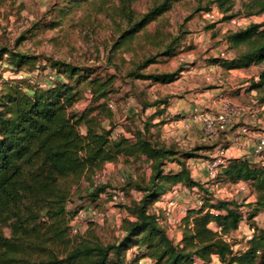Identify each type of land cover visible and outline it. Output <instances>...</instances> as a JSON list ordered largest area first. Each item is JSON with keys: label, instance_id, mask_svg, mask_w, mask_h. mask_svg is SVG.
I'll list each match as a JSON object with an SVG mask.
<instances>
[{"label": "trees", "instance_id": "obj_1", "mask_svg": "<svg viewBox=\"0 0 264 264\" xmlns=\"http://www.w3.org/2000/svg\"><path fill=\"white\" fill-rule=\"evenodd\" d=\"M69 8L85 5L97 13L118 19L114 49L134 52L132 43L148 24L159 22L174 4L182 0H149L146 11L136 15L132 4L139 0H69ZM210 0L197 11L216 9L220 21L258 17L264 14V0ZM184 32L163 33L159 28L145 32L143 38L153 54L139 61L130 75L150 77L155 82L169 83L174 73L145 76L140 74L157 57L175 56ZM231 58H209L208 63L225 70L244 69L264 63V22L249 23L224 34ZM7 55L14 69L34 58L3 47L0 61ZM111 66L116 68L114 63ZM55 74L45 87L24 80H4L0 84V264H264V227L254 222L264 212V164L247 158H229L213 179L218 184L247 183L254 199L246 206L236 200L218 199L207 187L194 180L187 161L195 158L192 150L166 145L150 131L164 121L167 98L141 105L157 107L141 128L127 129L113 138L102 119L111 120L113 113L106 102L113 76L104 80L88 75V70L61 61H50ZM249 91L255 101L264 104V71L251 81ZM169 98V96H168ZM84 101L86 107L73 106ZM161 121V122H160ZM84 128V132H81ZM156 132H158L156 130ZM201 148V147H200ZM119 160L125 165L145 162L150 170L146 181L135 177L123 182L119 190L127 197L140 194L125 206L128 215L121 221L120 236L102 240L92 223L77 234L72 221L84 205L73 206L74 189L81 182L89 188L81 198L94 204L102 195L111 200L110 186L95 185L93 179L107 163ZM168 165H171L169 167ZM175 166L173 168L172 166ZM177 187L202 191L197 204L188 207L180 220L178 242L168 236L163 210L151 208L172 196ZM248 234L233 240L241 223ZM214 225V227H211ZM8 230V234L4 233ZM240 244L239 248L235 245Z\"/></svg>", "mask_w": 264, "mask_h": 264}, {"label": "rangeland", "instance_id": "obj_2", "mask_svg": "<svg viewBox=\"0 0 264 264\" xmlns=\"http://www.w3.org/2000/svg\"><path fill=\"white\" fill-rule=\"evenodd\" d=\"M209 1L182 0L174 4L159 22L148 24L146 29L138 34V38L132 43L134 52H128L123 48L114 49L113 47L117 40L116 26L119 21L116 18L112 19L110 15L97 13L85 5L68 9L69 0H0V49L6 47L13 52L34 58L32 63L27 62L16 71L9 57L2 56L0 84L4 80H24L29 84L45 87L55 76L49 66L50 61H61L87 69L88 75L97 76L103 80L113 76L111 92L106 102L107 106L111 105L112 108L109 106L108 108L111 109L113 116L111 120L102 119L103 127L106 130L112 129L113 138L123 135L127 129L141 128L142 122L158 110L154 106L143 110L141 105L166 97L168 104L165 112L153 121L161 120L164 123L152 128L150 132L166 145L174 144L183 150L197 148L193 151L196 157L187 161L192 178L200 182L203 188L207 187L215 198L234 199L243 204L242 210L246 212L247 204L253 200V192L249 185L241 182L214 183V177L210 176L207 167L208 162L217 159L215 156L217 151L226 147L229 141L211 139V136L222 131H215L214 134L206 133L200 117L195 118V116L215 114L222 111L223 106L228 104L253 109L257 113L252 120H264L260 116L258 104L252 95L254 93H250L249 90L240 93L238 91L241 89L237 87L242 84L243 79L249 81L245 86L257 80L258 74L264 71V63L252 66L243 72L249 76V79L247 77L241 79L237 74L228 77L225 69L208 63L209 58L233 56L234 51L229 49L224 34L228 30L239 28L231 20L221 22L219 16L205 21L201 15L202 11L196 9L206 6ZM110 2L108 0V8H110ZM235 2L234 12L240 6L238 0ZM148 3L149 0L133 3L132 8L135 14L140 15L145 12ZM262 16L237 18L244 20L246 26L249 23H263L264 14ZM156 27L163 33L171 34L181 30L184 36L175 56L157 57L155 62L140 74L150 76L181 70L169 83L155 82L150 77L136 78L130 75L139 61L153 54L143 34L153 32ZM110 63H114L116 68ZM225 82L229 83V87L237 88L229 96L226 94L227 99L220 98L219 95L215 96L217 89H221ZM202 93L205 96L200 98ZM212 102L217 104V111L211 110ZM185 106H191V109L180 111ZM85 107L86 103L81 101L76 103L73 109L81 111ZM185 127L188 128L185 129ZM175 131L180 132V138L172 134ZM81 132H84V128H81ZM185 132H192V135H185ZM168 166L171 167V165ZM172 167L175 168L174 165ZM149 173L150 170L145 162L138 168L136 164L125 165L119 160L116 163L106 164L93 179V183L108 184L110 188L107 191H112L115 188H121L123 182L129 178L135 177L146 181ZM88 188L87 182H81L78 190L74 189L72 203L68 205L69 208L84 205L78 213L84 216L77 221L80 232L83 233L89 223H92L94 232L104 241L120 236L121 221L128 215L125 206L131 200H137L140 194L131 191L127 197L124 195L122 200L115 201L108 200L102 195L94 204L88 205L81 200ZM196 190L197 188L191 191L177 187L171 197L182 200L184 206L189 207L196 205V202L204 195L202 191L196 193ZM165 201L157 202L151 210L161 212ZM92 213L93 217H91L94 221H87L88 214L92 215ZM172 213L170 218L166 217V227L171 237H173L172 233L177 231L181 220L179 213L176 211ZM254 222L264 227V212L259 213ZM243 232H248L245 222L240 224L239 231L235 233L233 240H241ZM4 233L7 235L8 230L4 229ZM239 247L240 244L235 245L236 249Z\"/></svg>", "mask_w": 264, "mask_h": 264}, {"label": "crops", "instance_id": "obj_3", "mask_svg": "<svg viewBox=\"0 0 264 264\" xmlns=\"http://www.w3.org/2000/svg\"><path fill=\"white\" fill-rule=\"evenodd\" d=\"M243 72H246V70H244V69H233V70H226L225 73L228 74V77L237 74L239 77H241V79L243 77H247L249 79V76H246ZM241 81H242L241 82L242 84L237 86L241 89L238 92L241 93L242 91H245V90L248 91L249 86H245V85L249 81L246 79H243ZM228 84H229L228 82H225L224 86H222L221 89H217V92H215V96L219 95L220 98L223 97L224 99H227L228 96L232 93V91L237 88V87L235 88L232 86L229 87ZM241 87H243V88H241ZM223 91H224V93H223ZM250 93H254L252 95L255 96L254 91H250ZM204 96H205V94L202 93V94H200L199 97L202 98ZM258 107H259V110L261 112L260 116H262L264 118V104L263 105L258 104ZM210 108L212 111H217V109H218L217 104L215 102H212ZM190 109H191V106H189V107L185 106V108L181 109L180 111H182V110L188 111ZM187 128L188 127H185V129H187ZM243 129L245 131L242 132ZM187 131H190V130H187ZM200 133L202 135V130H200ZM172 134L177 136V138H180V136H181L179 131H175ZM190 134L192 135V132H185V135L190 136ZM262 136H264V120L260 119L259 121H257V120L253 121L251 118H249L247 116H243L241 118H234L232 120V122H230V124H228L224 130H222V132H219V133L211 136L210 138L215 139V140H219V141L220 140L221 141H224V140L229 141V144H227V146L223 148L225 160H227L229 158H247V159L252 160L254 162L261 161V163L264 164L263 155L257 156L254 154L255 145L257 144V142L259 141V139ZM107 164H109V163H107ZM219 170H220V168L217 169V171H219ZM253 199H254V194H253ZM177 200H178L180 207L182 206V208L184 210H186L188 208V206H186V207L184 206V203L182 200H180L178 198H177ZM196 204H197V202H196ZM192 206H194V205H192ZM189 207H191V206H189ZM238 231H239V229H237L235 231V233H238ZM167 233H168V230H167ZM235 233H234V235H235ZM248 233H249V231L247 233L243 232L242 236L245 234H248ZM172 235H173V237H171L170 234L168 233V236L175 243L178 242L181 238V232L179 231V229H177V231H174V233H172Z\"/></svg>", "mask_w": 264, "mask_h": 264}, {"label": "built area", "instance_id": "obj_4", "mask_svg": "<svg viewBox=\"0 0 264 264\" xmlns=\"http://www.w3.org/2000/svg\"><path fill=\"white\" fill-rule=\"evenodd\" d=\"M201 15L205 21H208L210 19H214L215 16H219L216 9H212L211 11H207V12H202ZM231 22L236 24L237 26H239V28H243L245 26L244 20H242V19L233 18V19H231ZM221 55H223V54H221ZM109 107L112 108L111 105H109ZM256 113L257 112H255V110L249 109V108H246L243 106H232V105L225 104L223 106V110L220 112H217V113L212 114V115H204V116L196 115L195 118L200 117L201 122H203L204 131L206 133L214 134V133H216L215 131L224 130L225 127L228 124H230V122L234 118H241L243 116H247V117L253 119L255 117ZM243 131H245V130L243 129L242 132ZM263 153H264V136H262L259 139V141L257 142V144L255 145V148H254V154L255 155L261 156V155H263ZM215 156H217V159H214V160L208 162V164H207L208 165L207 167L210 171V176L212 178L215 177V175L217 174V172H218L217 169L220 168L221 166H224V164H225L223 147L220 148L219 151H217V154ZM108 192L112 194V196H111L112 201H115L118 199L122 200L124 198L123 193L119 190L108 191ZM162 210H163V212L167 218H170L172 216L173 211L174 212L176 211L177 213H179L180 217H183V216H185V211H186L180 207L178 200L174 197H170L168 200H166L164 202V206H163ZM91 216L93 217V213H92V215L88 214L87 221L88 220L94 221V218H92ZM83 217L84 216L77 214L75 216V218L73 219V221H72V233L73 234H77L80 232V227H79V224H77V221L81 220ZM239 227H240V225H239ZM239 227H238V229H239ZM139 264H149V262L147 259H141L139 261Z\"/></svg>", "mask_w": 264, "mask_h": 264}]
</instances>
